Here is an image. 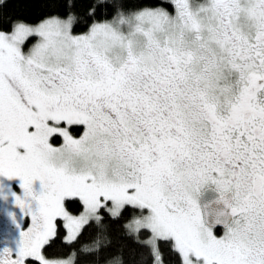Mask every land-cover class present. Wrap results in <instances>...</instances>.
<instances>
[{
	"label": "rangeland",
	"instance_id": "1",
	"mask_svg": "<svg viewBox=\"0 0 264 264\" xmlns=\"http://www.w3.org/2000/svg\"><path fill=\"white\" fill-rule=\"evenodd\" d=\"M175 1L177 13L171 18L162 8H147L94 23L82 34L72 33L71 17L57 16L36 24L17 23L10 32L0 30V120L9 131H2L5 144L0 149V246L4 264H8V252L11 264H73L71 255L47 258L43 254V245L56 231V218H62L64 237L71 241L85 223L99 216L106 202L113 214L126 203L147 209L135 214L127 226L135 234L149 230L143 241L152 247L157 264H164L158 250L161 238L173 241L182 254V264H240L243 260L245 246L241 240H230L229 232L217 234L205 225L196 187H187L194 194L185 197L184 203L177 196L165 197L174 187L163 194V186H157L158 165L147 181L140 182L136 194L111 189L115 183L107 168L111 151L102 154L100 148L113 147L111 135L121 125L118 121L124 119L116 115L119 103L109 108L115 123L101 114H94L93 122L87 119L93 113L92 105L83 111L71 94L79 75L89 73L88 67L95 61L118 67V61L132 54L143 58L154 55L156 45L176 41L181 32L194 35L213 49L233 51V36L223 30L219 17L212 13L211 0ZM251 2L255 1L242 3L233 25L239 28L245 19L258 18L259 5ZM188 11L189 21L181 15ZM211 29L216 30L215 36ZM224 54L223 68L228 70ZM228 58L232 71L238 62L232 52ZM70 124L84 127L76 135ZM55 134L61 135L59 142L52 139L59 138ZM120 142L125 148L126 138ZM29 158L49 173L42 171L40 178L50 186L47 188L52 195L32 197L33 188L25 181L22 168ZM87 174L96 177L90 188L81 183ZM171 182L172 178L166 183ZM151 184L159 190L156 187L157 192L152 191ZM74 197L83 203L78 213L70 212L65 205L66 198ZM171 205L180 211L169 209Z\"/></svg>",
	"mask_w": 264,
	"mask_h": 264
},
{
	"label": "flooded vegetation",
	"instance_id": "2",
	"mask_svg": "<svg viewBox=\"0 0 264 264\" xmlns=\"http://www.w3.org/2000/svg\"><path fill=\"white\" fill-rule=\"evenodd\" d=\"M242 1L212 3L213 11L230 24L222 27L233 36V51L213 49L181 32L176 41L156 45L154 55L132 54L118 61V67L95 61L89 73L79 75L71 94L83 111L92 105L93 113L86 117L93 122L94 114H101L115 123L109 108L119 103L116 115L124 119L111 135L113 147L100 148L102 154L111 151L107 158L108 175L115 182L111 189L136 194L140 182L147 181L158 165L157 186H163V194L174 187L167 199L173 195L184 203L194 194L187 191L192 186L199 190L198 200L208 187L231 193L230 225L212 229L242 241L240 264H264V0H258L260 18L245 19L238 28L233 22ZM188 14L181 15L189 21ZM211 32L216 35L215 29ZM224 52H232L238 62L232 71L228 64V70L223 68ZM2 137L0 131V149L5 144ZM121 138H126L125 148ZM22 168L32 197L52 195L40 178L45 171L37 160L29 158ZM89 176L93 179L88 181ZM95 178L87 174L81 183L90 188ZM171 178L173 185L166 183ZM157 186L149 187L157 192ZM169 209L180 211L176 205ZM198 209L202 213L200 204ZM11 256L8 252L6 257Z\"/></svg>",
	"mask_w": 264,
	"mask_h": 264
},
{
	"label": "trees",
	"instance_id": "3",
	"mask_svg": "<svg viewBox=\"0 0 264 264\" xmlns=\"http://www.w3.org/2000/svg\"><path fill=\"white\" fill-rule=\"evenodd\" d=\"M201 1L193 0L194 3ZM254 1L251 3L260 4L258 0ZM213 2L216 4V0H211V3ZM258 7L260 18V5ZM147 8H162L167 14L177 13L175 0H0V30L10 32L17 23L36 24L48 17L57 16L71 17L72 33L82 34L94 23L113 20L118 16L126 17ZM212 13L219 17L221 27L222 23L226 28L230 27L229 22L225 21V16H219V12ZM224 56L226 64L231 66L228 54L225 53ZM83 127L82 124H73L70 130L77 135ZM2 130L9 132L3 119L0 120L1 133ZM52 139L59 142L57 136ZM65 205L72 213L83 209L82 201L76 197L66 198ZM146 210L144 207L126 203L117 214H113L107 205H103L98 211L99 216L85 223L76 238L71 241L65 239L66 227L62 218L58 217L56 231L43 245V254L47 258L71 255L73 264H157L152 247L143 241L149 230L142 229L135 234L127 226V222L135 214ZM158 250L164 264H182V254L171 239H159Z\"/></svg>",
	"mask_w": 264,
	"mask_h": 264
},
{
	"label": "water",
	"instance_id": "4",
	"mask_svg": "<svg viewBox=\"0 0 264 264\" xmlns=\"http://www.w3.org/2000/svg\"><path fill=\"white\" fill-rule=\"evenodd\" d=\"M232 200L231 193L222 195L214 187L206 188L199 198L205 224L211 228L227 227L233 219Z\"/></svg>",
	"mask_w": 264,
	"mask_h": 264
}]
</instances>
